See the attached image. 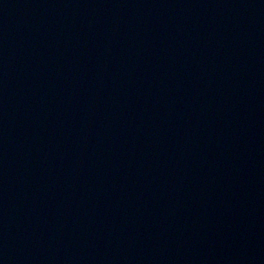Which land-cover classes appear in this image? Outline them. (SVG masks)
Segmentation results:
<instances>
[{
  "label": "water",
  "instance_id": "water-1",
  "mask_svg": "<svg viewBox=\"0 0 264 264\" xmlns=\"http://www.w3.org/2000/svg\"><path fill=\"white\" fill-rule=\"evenodd\" d=\"M0 264H264V0H0Z\"/></svg>",
  "mask_w": 264,
  "mask_h": 264
}]
</instances>
